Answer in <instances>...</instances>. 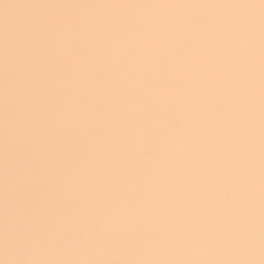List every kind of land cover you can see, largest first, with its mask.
I'll list each match as a JSON object with an SVG mask.
<instances>
[{"label":"water","instance_id":"1","mask_svg":"<svg viewBox=\"0 0 264 264\" xmlns=\"http://www.w3.org/2000/svg\"><path fill=\"white\" fill-rule=\"evenodd\" d=\"M3 264H264V0H0Z\"/></svg>","mask_w":264,"mask_h":264},{"label":"clouds","instance_id":"2","mask_svg":"<svg viewBox=\"0 0 264 264\" xmlns=\"http://www.w3.org/2000/svg\"><path fill=\"white\" fill-rule=\"evenodd\" d=\"M0 264H3V261H0Z\"/></svg>","mask_w":264,"mask_h":264}]
</instances>
